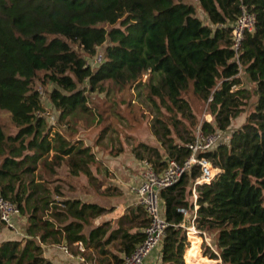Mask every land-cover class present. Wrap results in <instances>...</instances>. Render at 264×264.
I'll use <instances>...</instances> for the list:
<instances>
[{
    "label": "trees",
    "instance_id": "16d2710c",
    "mask_svg": "<svg viewBox=\"0 0 264 264\" xmlns=\"http://www.w3.org/2000/svg\"><path fill=\"white\" fill-rule=\"evenodd\" d=\"M195 2L205 23L185 0H0V112L11 130L0 123V196L25 221L21 239L0 242V264H52L42 246H66L90 264H123L143 242L148 219L140 205L112 227L95 224L106 208L71 195L72 182L97 186L99 163L73 135L71 118L91 115L87 93H102L106 81L144 88L146 100L171 119L190 107L186 96L205 105L212 122L203 121L202 131L222 132L226 140L204 155L215 176L196 187L193 227L204 240L212 236L216 248L203 241L202 253L218 264H264V0ZM242 9L254 16L255 30L235 54L231 33ZM241 73L252 90L243 87ZM38 80L52 86L47 98L58 114L55 125L45 117ZM109 107L97 111V121ZM243 113L244 123L229 131ZM193 133L184 143L171 139L164 159L140 144L146 156L139 159L157 174L168 160L181 164ZM197 176L194 169L159 192L167 223L159 264H189L192 245L177 210L191 211Z\"/></svg>",
    "mask_w": 264,
    "mask_h": 264
},
{
    "label": "rangeland",
    "instance_id": "374dc122",
    "mask_svg": "<svg viewBox=\"0 0 264 264\" xmlns=\"http://www.w3.org/2000/svg\"><path fill=\"white\" fill-rule=\"evenodd\" d=\"M189 4H193L196 8L197 17L203 22H206L205 15L200 11L195 0H185ZM94 61H91V65ZM41 77V75L39 76ZM146 78H143V81ZM241 81L243 87L252 90L253 85L250 83L245 74L241 75ZM35 88L40 91L41 101L45 109V117L47 122L56 124V119L58 117L57 112H55L48 101L47 94L51 90L52 86L47 84H41L38 80L35 83ZM102 93L88 94V103L91 107V115L88 113H79L75 118H71L72 128L74 131L73 135L75 137L80 135L92 147H97L103 151V159L108 164L118 165L131 162L129 159H133L136 163H139V155L144 153L142 148L138 146L140 144L148 146L145 151L152 154V150L158 152L160 158L164 159L166 157V148L171 139L173 143L179 142L184 143L189 139L192 131L197 126L199 127L203 121L212 122V117L205 105L198 100H192L190 97H184L190 104V107H186L182 113H178L171 119L164 109H154V107L146 100V92L144 88L131 89H118L110 82L106 81L102 85ZM130 101L129 106L126 105ZM105 102V106L102 103ZM252 103V102H251ZM107 108V118L105 120L98 119L97 111H101L104 107ZM248 109H246L247 111ZM169 117V119H168ZM245 120V113H243L239 118L232 121L229 131L239 128ZM0 123L4 126V131L10 133L11 130L7 127V118L4 113L0 112ZM57 126V125H56ZM107 127V130L103 132V128ZM55 131H60L63 133L62 127L55 128ZM167 134L169 140L162 137L163 134ZM96 138L98 141L96 142ZM226 140V139H225ZM109 151H118V155L109 154ZM120 151V152H119ZM146 156V155H145ZM137 159H136V158ZM139 161H136V160ZM156 157L151 155V160L154 161ZM99 169L94 172L97 178V186L93 184L87 185L82 179L80 182H72L74 188L81 193H78L83 200L96 202L102 206H105L107 213L102 215L95 224L99 222H110L108 219L117 217L119 211L112 205H116L117 202H122V194L119 192L120 183L117 180L123 181V179L117 177L106 167L102 159L98 160ZM143 162V161H142ZM118 163V164H115ZM141 163V162H140ZM106 169L104 176L101 172ZM129 170V169H128ZM144 171V165L142 163V173ZM131 173V171H130ZM141 173V181H142ZM107 181V182H106ZM141 183V182H140ZM86 185V186H85ZM140 185V184H139ZM138 185V186H139ZM84 186V187H82ZM123 186V185H122ZM136 186L133 190H135ZM135 193V191H134ZM138 201V200H137ZM126 211V210H125ZM124 211V213H125ZM117 215V216H116ZM24 220V219H23ZM117 218L113 222L116 226ZM111 223V222H110ZM11 232L4 225L0 224V242L7 240V233ZM190 233V234H189ZM190 238L189 242L192 245V254L190 256L189 264H218L219 261L209 259L208 255L204 256L203 244L204 241L211 251L215 252V241L212 236L206 235L205 240L200 238L194 231L189 232ZM24 235V232L23 234ZM21 239V236L17 237ZM202 238V237H201ZM109 249L114 251L113 245L109 246ZM90 264V263H87Z\"/></svg>",
    "mask_w": 264,
    "mask_h": 264
},
{
    "label": "built area",
    "instance_id": "2783aa9c",
    "mask_svg": "<svg viewBox=\"0 0 264 264\" xmlns=\"http://www.w3.org/2000/svg\"><path fill=\"white\" fill-rule=\"evenodd\" d=\"M255 30V18L252 14L242 9L240 15L236 19L232 28V49L235 54L238 53L242 40L246 33H253ZM99 60V59H98ZM225 137L222 132H214L205 134L201 127H196L192 138L185 143L188 151V157L181 164H177L172 160L167 161L166 168L157 174L151 164L144 161V171L142 173V181L134 190L137 196L138 205H140L146 213L148 225L144 230V240L139 244L133 253L124 258L123 264H145V259L151 252L159 248L167 223L162 216L159 201V192L165 188L177 184L184 175H189L194 169L198 171V176L192 182L190 188L191 211L186 208H179L177 211L190 220V226L180 225L187 231L198 232L193 227V222L197 210V194L196 187L209 184L215 176V170L210 161L204 156L212 152L218 145L224 143ZM19 217V210L13 203L3 199L0 196V222L13 233L18 234L16 228V219ZM59 249L70 259L75 258L66 246H59ZM79 251H83L81 245H78ZM80 262L84 259L80 256L76 258Z\"/></svg>",
    "mask_w": 264,
    "mask_h": 264
},
{
    "label": "crops",
    "instance_id": "0c3cea01",
    "mask_svg": "<svg viewBox=\"0 0 264 264\" xmlns=\"http://www.w3.org/2000/svg\"><path fill=\"white\" fill-rule=\"evenodd\" d=\"M241 74H244V73H241ZM76 138L77 139H82L83 142H84V146L85 147H87V146L91 147V153H93L95 155L97 160H99V159L103 160L102 162L105 163V165H103V166L104 167L107 166V168L114 174L115 178L119 177V178L123 179V181H119V180L116 181V182L121 184L119 192H121V194H122L121 195L122 196V202H117L116 205H112V206H114L116 208V210H120V208L121 207L122 208L119 211V214L117 213V215H118V216L116 215L117 217H113L111 215V219H108L111 222V226L114 227V225H113L114 223L113 222H115L116 218L118 219L120 216H122L126 209H128V208H130L132 206L138 205L137 196L134 193L133 189L136 186H138L140 184V182H141L142 163L144 165V161L142 162V160L141 161L136 160L137 158L135 157L136 158L135 160L139 161V163H136L133 159L130 158L129 161H131V162H128L127 164L126 163H124V164L115 163V164H118V165H113V163L112 164H110V163L107 164L102 156H103V152L105 154H107V155H108V152L106 153L104 150H100L97 147L93 148L92 144H89L83 137H81L78 134H77ZM98 169H99V166H98ZM130 171H131V173H130ZM104 172H106V169H104L103 172H101L102 176H104ZM84 181H85V183L87 185L90 186V184L88 183V181L86 179H84ZM78 193L79 192L77 191L75 193H72L71 195L75 196V197H78V195H79ZM83 201H86V200H83ZM88 202H90V201H88ZM94 203H96V202H94ZM96 204H98V203H96ZM98 205L105 208V206H102L100 204H98ZM183 225L185 227L190 226V220L189 219H185L184 222H183ZM16 228H17V231H19V233L15 234V233H13V231L7 233V240H17L18 236H21V237L23 236L22 234H23L24 228H25V221L22 218H20V217H18L16 219ZM199 238H200V242H201L202 241L201 236H199ZM190 244H191V242H190ZM42 248H43V257L46 260L50 261L52 264H87L85 262V260L82 263V262H80V261H78L76 259L77 256H80V255H74L75 258H72V259L68 258L66 256V254L63 253L59 249V246H42ZM80 252H82V251H80ZM159 260H160V248H157L153 252H151L149 254V256L145 259V264H159Z\"/></svg>",
    "mask_w": 264,
    "mask_h": 264
},
{
    "label": "bare ground",
    "instance_id": "6f19581e",
    "mask_svg": "<svg viewBox=\"0 0 264 264\" xmlns=\"http://www.w3.org/2000/svg\"><path fill=\"white\" fill-rule=\"evenodd\" d=\"M190 234V233H189ZM188 237H189V235H188ZM190 238V237H189Z\"/></svg>",
    "mask_w": 264,
    "mask_h": 264
}]
</instances>
